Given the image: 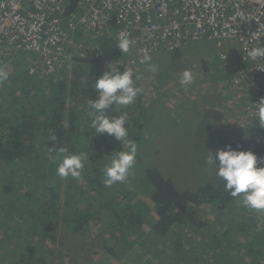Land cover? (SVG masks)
<instances>
[{
	"label": "trees",
	"instance_id": "1",
	"mask_svg": "<svg viewBox=\"0 0 264 264\" xmlns=\"http://www.w3.org/2000/svg\"><path fill=\"white\" fill-rule=\"evenodd\" d=\"M77 12L72 1L65 17ZM72 33L94 50L81 55L67 47L64 65L50 74L30 73L31 53L11 49L5 56L0 44V67L9 74L0 83V264H264V211L243 207L206 163L249 137L227 126L226 98L189 96L190 84L178 83L176 74L197 69L217 82L230 79L246 67L239 48L228 46L222 66L210 61L208 42L169 58L154 52L153 72L133 46L121 53L114 29L107 35L79 25ZM118 60L143 91L107 114H127V139L137 154L127 181L105 187V165L126 149L90 127L88 100L97 99L92 85ZM173 82L180 96L166 89ZM247 146L264 167V147ZM61 147L87 153L79 179L56 174Z\"/></svg>",
	"mask_w": 264,
	"mask_h": 264
},
{
	"label": "built area",
	"instance_id": "2",
	"mask_svg": "<svg viewBox=\"0 0 264 264\" xmlns=\"http://www.w3.org/2000/svg\"><path fill=\"white\" fill-rule=\"evenodd\" d=\"M72 1L78 12L67 18ZM79 25L107 35L114 29L113 36L133 41L141 57L208 42L214 45L210 61L222 66L228 46H236L246 67L222 81L226 122L249 137L245 143L235 141L237 150L247 151V144L264 147V128L255 115L256 104L264 98V59L252 61L247 55L251 48L264 46V0H0L1 53H31L30 73H54L68 58L67 47L81 55L94 50L89 42L74 40L72 32ZM254 126L261 131L255 132Z\"/></svg>",
	"mask_w": 264,
	"mask_h": 264
},
{
	"label": "clouds",
	"instance_id": "3",
	"mask_svg": "<svg viewBox=\"0 0 264 264\" xmlns=\"http://www.w3.org/2000/svg\"><path fill=\"white\" fill-rule=\"evenodd\" d=\"M133 43L127 37H122L118 40L116 47L122 54H126ZM247 55L252 61L264 59V46L251 48ZM150 60V56L144 55L140 59V63L148 65L147 70L154 72L156 67L149 63ZM30 62L31 59H29ZM120 65L122 64L119 60L107 65V70L92 85L97 93V99L88 100L92 117L90 127L96 134L113 137L126 149L115 152L109 163L105 165L103 169L105 187H111L117 182H126L129 170L136 163L137 144L127 139L128 130L125 127L128 119L127 114L119 116L107 114V110L113 106L116 110L121 106L126 107L134 103L137 95L143 91L134 83V72L130 68H125L121 72ZM8 76L6 66L0 67V83L6 81ZM136 79L138 80L140 77L136 76ZM192 81V72L185 70L180 83L187 86ZM255 115L260 127L264 128V98H261L260 102L256 104ZM55 139L56 137L52 135L51 140ZM49 150L54 151L53 149ZM55 151L62 154L56 174L65 179L68 177L79 179L84 164L88 160L87 153L65 154L67 149L63 147ZM206 163L216 168L217 176L224 182L225 191L233 198L240 197L239 203L243 207L253 211H264V167L257 166L259 161L252 151L233 150L231 146H227V150H217L214 155L208 156Z\"/></svg>",
	"mask_w": 264,
	"mask_h": 264
},
{
	"label": "rangeland",
	"instance_id": "4",
	"mask_svg": "<svg viewBox=\"0 0 264 264\" xmlns=\"http://www.w3.org/2000/svg\"><path fill=\"white\" fill-rule=\"evenodd\" d=\"M182 50H187V48L185 49H182ZM164 55V54H163ZM162 56V55H161ZM168 56L169 58V55L166 54V57ZM29 59H31L29 57ZM28 59V61H29ZM169 60V59H168ZM167 62V61H166ZM169 62V61H168ZM191 63V61H190ZM184 65H186V63H184ZM185 67V66H184ZM185 70V69H184ZM186 70H189V69H186ZM182 72H177L176 74H180L179 77L181 78L182 77ZM192 72V71H191ZM199 72V74H198ZM173 73V72H172ZM148 74V73H147ZM164 74H169V71H167L166 73ZM208 75V74H206ZM179 80V78H178ZM162 81V80H161ZM181 79L178 81V83H180ZM154 83H156V85L159 86V89L161 90L163 87L160 86V81L158 83V80L155 79V81L153 82V85ZM181 84V83H180ZM173 85L174 87L170 86V85H166V89H168L170 91V93H174L176 94V97L177 96H180V92H179V87L176 86V84L173 82ZM222 82H217V80L215 78H211L210 76H203L202 73H200V71H198L197 69L194 71V74H193V81L192 83L190 84V87L188 89H186L188 91V95H205L207 97V99L211 100L213 103H217L219 98L220 99H224L226 98V96L223 94V90H222ZM193 86V88H192ZM158 88V87H157ZM157 88H156V91H157ZM180 88H181V85H180ZM157 93V92H156ZM160 94V92H158ZM158 94V95H159ZM157 99L159 98H156L155 100L157 101ZM175 99H172L171 100H168V105H173L174 104V101ZM226 101V100H225ZM221 124V123H220ZM227 124V122H226ZM228 126V125H227ZM230 127V126H228ZM191 147L188 145L185 147V150L188 152V150L190 149ZM192 149V148H191Z\"/></svg>",
	"mask_w": 264,
	"mask_h": 264
}]
</instances>
